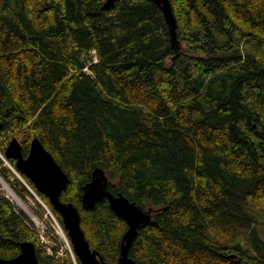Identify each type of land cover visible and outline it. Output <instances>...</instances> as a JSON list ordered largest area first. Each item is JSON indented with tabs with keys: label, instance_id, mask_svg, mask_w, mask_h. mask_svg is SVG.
<instances>
[{
	"label": "trees",
	"instance_id": "1",
	"mask_svg": "<svg viewBox=\"0 0 264 264\" xmlns=\"http://www.w3.org/2000/svg\"><path fill=\"white\" fill-rule=\"evenodd\" d=\"M105 1L0 0V150L43 142L105 264H119L128 223L107 198L85 208L97 168L153 208L129 250L137 264H264V0H170L180 50L156 2ZM27 240L39 264H79L0 193V256Z\"/></svg>",
	"mask_w": 264,
	"mask_h": 264
},
{
	"label": "water",
	"instance_id": "2",
	"mask_svg": "<svg viewBox=\"0 0 264 264\" xmlns=\"http://www.w3.org/2000/svg\"><path fill=\"white\" fill-rule=\"evenodd\" d=\"M114 1L107 0L105 7H110ZM152 1L156 2L164 12L170 27L173 45L177 50H180L181 45L176 37L177 22L170 0ZM5 155L16 160V166L20 173L31 179L35 187L48 197L54 209L61 215L74 251L80 259V264H105L102 255L90 247L81 225L79 209L73 203L61 200V194L67 188L70 179L43 142L38 137H34L30 151L25 156L21 140L18 137H13L6 147ZM108 185L109 177L103 169L97 168L92 181L85 186L84 204L88 209H92L104 198L109 199L111 208L128 223V230L123 236L119 264H137L129 257V250L138 234V229L153 222V208L144 210L130 201L122 192L118 194L111 192ZM20 247V253L13 258L0 256V264H39L36 245L32 241H23Z\"/></svg>",
	"mask_w": 264,
	"mask_h": 264
},
{
	"label": "rangeland",
	"instance_id": "3",
	"mask_svg": "<svg viewBox=\"0 0 264 264\" xmlns=\"http://www.w3.org/2000/svg\"><path fill=\"white\" fill-rule=\"evenodd\" d=\"M95 52L93 51L91 54L93 56L92 57L93 59L96 58ZM84 59L89 60V57L85 55ZM11 138L12 137H9L8 142L11 140ZM2 141L5 142L6 146L8 145L7 144L8 142L6 141L5 138H3ZM5 158H6L5 154L0 150V193L3 196H6L10 200H12L19 211H23L24 213H26L32 225L40 233L42 241L48 244L49 252L52 253L53 246L59 247L60 249V251L58 252L59 254L61 253V250L69 249L70 241L68 239L69 237H68L67 232L64 230L63 224H61L57 216L53 213V211L49 208V206L44 202L43 198L41 197L37 189L32 187L29 184V182L25 179L24 177L25 175L18 172L19 170H17L14 167V165L11 163L12 159L7 160ZM2 166H5L11 169L13 173L16 174L19 184L22 186H25L28 190L32 192L33 196L27 195L26 197H22V199L25 200L26 202L27 210L11 196V194L8 192V190L3 185L2 181H6V180L2 179V174H1Z\"/></svg>",
	"mask_w": 264,
	"mask_h": 264
},
{
	"label": "bare ground",
	"instance_id": "4",
	"mask_svg": "<svg viewBox=\"0 0 264 264\" xmlns=\"http://www.w3.org/2000/svg\"><path fill=\"white\" fill-rule=\"evenodd\" d=\"M107 1V0H106ZM106 1H105V3H106ZM115 2V1H114ZM105 3H104V6H105ZM172 3V2H171ZM173 6V5H172ZM166 18V17H165ZM176 18V17H175ZM176 22H177V20H176ZM168 23V22H167ZM178 25V24H177ZM168 26H169V24H168ZM169 30H170V27H169ZM170 33H171V31H170ZM176 37H177V41L180 43V41H179V39H178V36H177V28H176ZM171 38H172V35H171ZM173 47H175L174 45H173ZM175 49L177 50V48L175 47ZM13 137H17V136H13ZM12 137V138H13ZM11 138V139H12ZM33 140V139H32ZM10 142V141H9ZM32 142V141H31ZM7 147V146H6ZM30 147H31V145H30ZM6 150V149H5ZM30 151V150H29ZM29 153V152H28ZM5 154V153H4ZM5 159H11V158H8L6 155H5ZM27 177V176H26ZM2 183H3V185L5 186V188L8 190V192L11 194V196L20 204V205H22L26 210H27V207H26V202H25V200H23L22 199V197L9 185V183H7L6 181H2ZM36 188V187H35ZM37 189V188H36ZM37 191L39 192V193H41L38 189H37ZM42 194V193H41ZM108 199V198H107ZM109 200V199H108ZM50 201V200H49ZM50 203H51V201H50ZM72 203V202H71ZM110 203V202H109ZM52 204V203H51ZM74 204V203H73ZM83 204H84V201H83ZM75 205V204H74ZM53 206V205H52ZM76 206V205H75ZM84 206H85V204H84ZM77 207V206H76ZM78 208V207H77ZM85 208H87L86 206H85ZM79 209V208H78ZM145 210V209H144ZM148 210V209H147ZM146 210V211H147ZM80 211V210H79ZM115 212V211H114ZM80 214H81V212H80ZM152 217H153V213H152Z\"/></svg>",
	"mask_w": 264,
	"mask_h": 264
},
{
	"label": "flooded vegetation",
	"instance_id": "5",
	"mask_svg": "<svg viewBox=\"0 0 264 264\" xmlns=\"http://www.w3.org/2000/svg\"><path fill=\"white\" fill-rule=\"evenodd\" d=\"M9 143V142H8ZM7 143V144H8ZM23 153H24V151H23ZM24 155L25 156H27L28 155V153L27 154H25L24 153ZM12 160H14L15 161V163H16V160L15 159H12ZM17 167V166H16ZM18 169V168H17ZM20 172V171H19ZM24 175V174H23ZM30 179V178H29ZM31 180V179H30ZM64 224V223H63ZM64 230L67 232V230L65 229V227H64ZM67 234H68V232H67ZM68 237H69V235H68ZM69 241H70V237H69ZM70 243H71V245H72V242L70 241ZM91 247V246H90ZM72 248H73V245H72ZM92 249V248H91ZM73 250H74V248H73ZM93 250V249H92ZM21 251V250H20ZM74 255H75V258L76 259H78V261H79V264H80V259L78 258V256L76 255V253H75V251H74Z\"/></svg>",
	"mask_w": 264,
	"mask_h": 264
},
{
	"label": "built area",
	"instance_id": "6",
	"mask_svg": "<svg viewBox=\"0 0 264 264\" xmlns=\"http://www.w3.org/2000/svg\"><path fill=\"white\" fill-rule=\"evenodd\" d=\"M3 179V178H2ZM69 249L71 250V246L69 247Z\"/></svg>",
	"mask_w": 264,
	"mask_h": 264
}]
</instances>
